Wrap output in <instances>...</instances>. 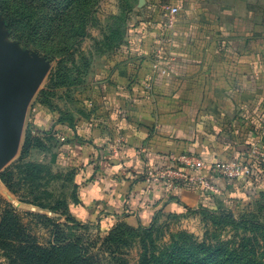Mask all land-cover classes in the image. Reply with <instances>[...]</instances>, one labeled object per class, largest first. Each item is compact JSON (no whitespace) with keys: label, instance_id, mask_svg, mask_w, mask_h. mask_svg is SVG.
Wrapping results in <instances>:
<instances>
[{"label":"crops","instance_id":"1","mask_svg":"<svg viewBox=\"0 0 264 264\" xmlns=\"http://www.w3.org/2000/svg\"><path fill=\"white\" fill-rule=\"evenodd\" d=\"M122 1L132 7L118 14L121 43L75 92L83 103L36 113L34 126L54 131L45 135L57 162L79 180L77 215L145 224L161 207L264 204V164L252 178L205 170L208 193L153 177L179 154L243 161L264 148V0Z\"/></svg>","mask_w":264,"mask_h":264},{"label":"rangeland","instance_id":"2","mask_svg":"<svg viewBox=\"0 0 264 264\" xmlns=\"http://www.w3.org/2000/svg\"><path fill=\"white\" fill-rule=\"evenodd\" d=\"M61 1L0 0V37L7 44L0 65L7 69L18 58L25 65L23 73L38 77L19 148L9 159H0V223L7 219L18 224L14 237L23 240L26 250L47 249L60 264L73 257H80L83 264H140L143 259L154 264L160 257L195 254L200 246L223 249L221 254L236 256L239 264H264V206L253 209L241 199L161 207L145 224L124 216L77 215L73 207L80 185L74 168L57 162L52 136L34 139L32 128L44 104L67 112L82 102L75 92L91 69L114 55L122 40L117 26L124 24L118 14L132 6L122 0H91L88 35L75 37L66 21L50 18ZM75 14L76 9L71 20ZM5 16L11 18L10 27ZM5 81L0 76V82ZM8 208L11 211L3 216ZM9 253L0 245V264L21 262Z\"/></svg>","mask_w":264,"mask_h":264},{"label":"trees","instance_id":"3","mask_svg":"<svg viewBox=\"0 0 264 264\" xmlns=\"http://www.w3.org/2000/svg\"><path fill=\"white\" fill-rule=\"evenodd\" d=\"M79 8V9H78ZM76 9L77 14H75L74 18L70 19L71 11ZM51 12H56L55 16L51 15L50 18L55 20L56 18H61V21H66V24L72 27V31L70 32L71 36L75 37H85L88 35L87 24L91 18L92 12V3L91 0H62L61 4L57 7H53ZM61 15L60 17H57ZM6 17V24L10 27L11 18L9 16ZM117 51V49H116ZM54 131L49 130L48 133H53ZM46 131L39 130L35 126L32 128V138L49 136ZM27 136V141H28ZM41 139V138H40ZM243 163H247L251 166V173L246 177H254L256 172L254 170L258 167L260 168L264 162L254 161L247 157L246 160L240 161ZM183 185H187L186 183ZM259 204V203H258ZM257 208L263 207L264 205L258 206ZM250 207V206H249ZM256 208V206L254 207ZM253 208V209H254ZM11 209H4L3 216L7 215ZM14 218L19 220L17 214L14 213ZM20 221V220H19ZM16 227H19L18 224H13L10 220H5L0 223V245L6 247L11 250L9 256L11 258H16L19 261L18 264H60L59 262L52 260V254L47 249L37 248L33 250H26L23 245V240L19 237H14L16 232ZM223 249H213L211 247H203L200 246L197 253L181 255L177 254L174 256L160 257L158 261L154 264H239L237 263L236 256H228V254H221ZM7 254V253H6ZM13 254V255H11ZM8 255V254H7ZM15 260V259H14ZM84 261L80 257H73L67 264H83ZM140 264H150L145 259ZM244 264V263H243Z\"/></svg>","mask_w":264,"mask_h":264},{"label":"water","instance_id":"4","mask_svg":"<svg viewBox=\"0 0 264 264\" xmlns=\"http://www.w3.org/2000/svg\"><path fill=\"white\" fill-rule=\"evenodd\" d=\"M5 53L6 50H0V64L3 63ZM15 61L7 69L0 65V76L6 80L5 83L0 82L1 160L14 156L19 148L27 108L33 94L32 86L38 81L37 76L23 73L25 65L20 59L15 58ZM17 65L20 69H17Z\"/></svg>","mask_w":264,"mask_h":264},{"label":"built area","instance_id":"5","mask_svg":"<svg viewBox=\"0 0 264 264\" xmlns=\"http://www.w3.org/2000/svg\"><path fill=\"white\" fill-rule=\"evenodd\" d=\"M178 10V6L168 7V11L172 15L176 14ZM248 158L264 162V148L258 145L250 147ZM205 170L226 179H238L249 175L251 166L238 160L207 162L193 153H183L173 158L171 166L157 169L153 173V177L156 180H161L170 190L185 183H196L201 191L208 193L215 189L206 178Z\"/></svg>","mask_w":264,"mask_h":264}]
</instances>
